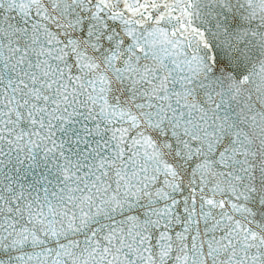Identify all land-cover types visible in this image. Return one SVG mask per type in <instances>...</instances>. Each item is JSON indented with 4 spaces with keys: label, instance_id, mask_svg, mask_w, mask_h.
Segmentation results:
<instances>
[{
    "label": "snow or ice",
    "instance_id": "obj_1",
    "mask_svg": "<svg viewBox=\"0 0 264 264\" xmlns=\"http://www.w3.org/2000/svg\"><path fill=\"white\" fill-rule=\"evenodd\" d=\"M0 264H264V0H0Z\"/></svg>",
    "mask_w": 264,
    "mask_h": 264
}]
</instances>
